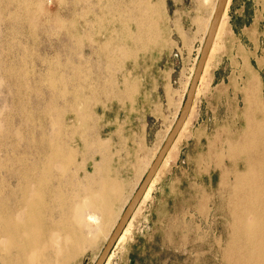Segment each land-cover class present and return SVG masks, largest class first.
Returning a JSON list of instances; mask_svg holds the SVG:
<instances>
[{
	"label": "rangeland",
	"instance_id": "374dc122",
	"mask_svg": "<svg viewBox=\"0 0 264 264\" xmlns=\"http://www.w3.org/2000/svg\"><path fill=\"white\" fill-rule=\"evenodd\" d=\"M109 2L149 7L154 31ZM215 2L0 0V211L14 212L20 190L43 177L50 232L48 191L60 192L65 217L85 220L92 211L78 203L106 179L119 190L113 212L102 233L93 213L70 263L94 264L176 120ZM212 44L187 122L104 264H226L235 214L251 218L236 199L252 186L238 180L264 158L239 147L247 98L264 103V0H229Z\"/></svg>",
	"mask_w": 264,
	"mask_h": 264
},
{
	"label": "bare ground",
	"instance_id": "6f19581e",
	"mask_svg": "<svg viewBox=\"0 0 264 264\" xmlns=\"http://www.w3.org/2000/svg\"><path fill=\"white\" fill-rule=\"evenodd\" d=\"M228 4L229 0L226 1L216 30L220 26ZM215 35L216 31L214 36ZM213 50V44H211L198 82L201 81L203 75H206L204 72H206V69L208 70L207 66ZM246 106L248 119L245 121L246 129L245 133H243L244 136L242 135L244 143L239 147V150L241 152L245 150L252 151V148L256 147V149L253 148L252 154L264 158V103L256 99H250L249 97L246 100ZM186 119L179 132L186 124ZM179 132L174 140L178 138ZM174 140L170 144L166 154L170 147L173 146ZM53 152L54 156L57 158H64V153L62 151L54 149ZM165 156L160 163V168L158 167L155 173L157 176L158 171L161 169L162 165H165V161H167L165 160ZM156 175H154L151 181L156 178ZM43 179V177H40L37 187L31 191L27 187L20 190L18 208L14 212L9 214L5 211H0V264H70L82 247H84V244L88 242L87 239L82 236V228L89 230L90 225H94V223L97 222L95 219L96 216L93 214L97 211L103 217V220L99 222L98 225V232L102 233L105 222H107V217L113 212L111 203L119 197L118 188H116V190L113 189L111 184L104 179L100 191L95 194L88 192L84 196L86 200L78 203V208L86 207L91 210L92 213H90L85 220H83V216L79 214L72 215L70 219L68 216L65 217V211L63 212L64 216H62V210H59V207H62L64 203V199H62L60 192L58 190L53 192L48 191V195L53 197L54 204H52V206L57 208L56 214L58 215V219L54 224L55 230L46 232L42 227L44 220L42 211H46L48 207L47 203L43 200ZM238 181L241 186H252L251 189L247 190L245 193L243 192V194H240L236 199L239 205L240 202H242L244 206V208L239 210L240 213L246 210L251 218L247 221L242 218L243 216L235 214L236 218L233 220L235 231H233V229L232 231L236 234V237H233L235 240H233L228 247L224 260L226 264H264V167H260L257 164L251 165L246 163L245 172ZM239 182L238 185L240 186ZM238 191L240 193L242 190ZM146 194L147 192L144 193L139 203L143 201ZM68 219L70 221L69 223H71V227L67 225ZM118 237H120V235Z\"/></svg>",
	"mask_w": 264,
	"mask_h": 264
},
{
	"label": "water",
	"instance_id": "95a60500",
	"mask_svg": "<svg viewBox=\"0 0 264 264\" xmlns=\"http://www.w3.org/2000/svg\"><path fill=\"white\" fill-rule=\"evenodd\" d=\"M227 0H217L213 13L211 15L208 28L204 37V41L202 43V47L200 49V53L198 55V59L192 73V77L190 83L188 85V89L186 91V95L182 106L179 110V113L176 117V120L171 127L170 131L166 135L162 145L160 146L159 150L157 151L154 159L150 163L146 173L144 174L142 180L140 181L138 187L135 189L134 193L132 194L131 198L128 200L127 204L125 205L123 211L121 212L117 223L115 224L114 228L112 229L109 237L107 238L101 252L99 253L97 259L95 260L94 264H104L106 259L114 246L118 236L121 234L122 230L126 226L127 222L130 220L133 212L135 211L136 207L138 206L140 200L142 199L144 193L146 192L152 178L154 177L160 163L162 162L170 144L176 137L177 133L181 129L189 111L192 106V101L194 99L195 90L198 84V80L200 74L202 72L203 65L206 61L207 55L209 53L214 34L216 31V27L224 10L225 4Z\"/></svg>",
	"mask_w": 264,
	"mask_h": 264
},
{
	"label": "crops",
	"instance_id": "0c3cea01",
	"mask_svg": "<svg viewBox=\"0 0 264 264\" xmlns=\"http://www.w3.org/2000/svg\"><path fill=\"white\" fill-rule=\"evenodd\" d=\"M105 7L108 8V10L112 13H114V12L118 13V14L127 13L128 15L137 16L139 18L142 17V21L138 20L136 22V26H138V28H136V29L138 31L144 32V33L148 32V31H152V32L154 31V26H153L152 22H150L148 20L149 19L148 18V12L150 11L149 10L150 8L146 7L145 5H143V6L137 5V6L129 7L128 9H125L121 6L115 7L111 2H109L105 5ZM200 8L204 11L208 10L207 6L201 5ZM144 37H145V35H144Z\"/></svg>",
	"mask_w": 264,
	"mask_h": 264
}]
</instances>
